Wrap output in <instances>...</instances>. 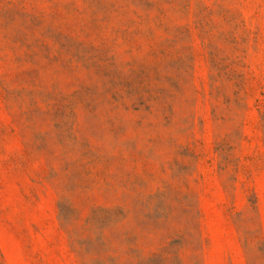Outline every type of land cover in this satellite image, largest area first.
Wrapping results in <instances>:
<instances>
[{"label": "rangeland", "instance_id": "1", "mask_svg": "<svg viewBox=\"0 0 264 264\" xmlns=\"http://www.w3.org/2000/svg\"><path fill=\"white\" fill-rule=\"evenodd\" d=\"M0 264H264V0H0Z\"/></svg>", "mask_w": 264, "mask_h": 264}]
</instances>
